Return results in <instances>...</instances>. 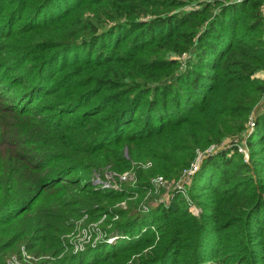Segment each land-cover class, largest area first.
<instances>
[{
  "label": "trees",
  "instance_id": "obj_1",
  "mask_svg": "<svg viewBox=\"0 0 264 264\" xmlns=\"http://www.w3.org/2000/svg\"><path fill=\"white\" fill-rule=\"evenodd\" d=\"M261 1L16 0L13 12L25 10L28 22L7 33L34 39L11 52L32 55L31 61L46 56L47 63L44 70L43 62L36 65L32 77L22 71L4 82L24 88L13 98L21 108L3 101L2 110L13 117L3 114L0 121L9 116L24 130L10 123L0 126V228L24 215L23 223L28 219L48 232L61 216L52 210L41 213L35 201L58 180L69 183L74 198L79 192L117 196L131 187L100 190L93 176L105 178V171L119 173L147 161L139 185L155 175L176 181L195 151L212 145L217 149L203 157L192 176L193 195L205 193L195 202L205 210L200 220L176 196L168 206L150 207L147 215L137 212L130 224L147 219L165 226L162 255L148 256L150 264H172L177 254L179 260L192 249V255L185 253V264H210L217 243L228 254L236 253L233 264H264V79L254 75L264 71ZM19 60L7 56L0 68L10 70ZM49 93L56 105L34 108L32 101ZM4 96L11 95L0 93V99ZM249 116L255 124L245 142L249 161L238 162L232 158L240 155L237 136ZM31 120L39 122L38 135L27 128ZM41 138H46V151L35 161L33 144ZM75 168L85 171L78 181L83 189L72 178H57ZM18 178L26 181L20 189ZM221 202L231 207L228 216ZM22 232L14 227L0 237V254L32 238ZM183 232L195 236L194 245L184 246L182 253L175 247L166 257ZM52 243L53 253L61 241Z\"/></svg>",
  "mask_w": 264,
  "mask_h": 264
},
{
  "label": "rangeland",
  "instance_id": "obj_2",
  "mask_svg": "<svg viewBox=\"0 0 264 264\" xmlns=\"http://www.w3.org/2000/svg\"><path fill=\"white\" fill-rule=\"evenodd\" d=\"M11 1L13 0H0V61L9 56L12 58V61H17L20 58V64H17L10 70L0 68L1 88L2 86H5V81L10 80L16 74H20L23 71L27 72L26 76L32 77V72L34 73L35 70H37V68H35L36 65L41 64L42 66L44 63V70L47 63L45 62L46 56L31 61L30 59L32 55L29 57L27 54H24L23 58H21V54L11 52L17 45H21L23 42H27L31 38L34 39V37L27 36V34L23 32L14 31L13 33H7L9 27L14 29L22 23L26 24L29 18H26L25 10H22L21 8L14 13L13 10L16 8V0L13 2ZM8 2H11V4H7ZM3 34L8 35H4L3 37ZM44 53L45 51H43L41 55H45ZM59 57L61 58L62 55ZM53 60L55 61L56 59ZM254 75L263 78L264 71L261 73L257 72ZM47 79L48 78H46V81L48 83ZM4 88L5 89L2 88L0 93L8 96L11 95L13 97L10 96V98L6 96L5 98L4 96L3 98L5 100L0 99V116L6 113L2 110L5 103L13 104L14 107L21 108V106L14 101L16 98H13L17 96L18 92L22 91L24 86H5ZM63 91H69V89L64 88ZM52 95L54 94L49 93L46 97L32 101V105L34 108H38L40 107L39 105L42 104L41 108L48 106V109H50L51 105H56L57 103ZM139 110L140 107L137 109V112ZM16 111L19 112L18 110ZM51 114H54V111H51ZM5 115L12 116L10 113ZM251 117L252 116L248 117L244 131L237 136L240 143L236 146L235 151L240 155L233 156L232 158L238 162L243 161L247 163L249 161L248 147L245 145V142L255 127V124L250 126L249 119ZM3 122L7 123V125L8 123L11 125L14 124L18 129L20 128L24 130V125L22 123L13 121L9 116H5L1 119V127L3 126ZM38 125L39 122L31 120L27 125V128L33 135H38ZM22 135L32 136L25 131H22ZM224 142L228 143V139H225ZM45 143L46 138H41L33 144L34 147L32 153L35 161L40 159L46 151L45 148H43L45 147ZM223 144L218 147H224ZM207 148L208 147L201 151L196 150L195 152L197 155L194 156L193 160L187 167L183 168V170L185 171L190 165H192L196 161L198 154L201 155ZM238 148L243 150L238 151ZM14 149L22 152L16 146ZM216 149L217 147L214 148V150ZM123 154L126 157L125 149ZM2 155L5 156V154ZM149 166L150 162L140 161L138 163H132V166L128 170L119 173L111 172V170L105 171L103 172L105 178H101L97 175L93 176V180H99L103 183L97 182L100 190H123L121 187L124 185L131 187L127 192H121L117 196H105L104 193L99 192L94 194H88L85 192L81 194L79 192L74 198V196L69 194V183L64 182L63 180H58L49 189L45 188L38 196L35 203L39 206L41 213H44L46 210H52L57 212L55 214L61 217L58 221H54L53 223L50 222L52 228L48 232L45 230H39L40 226H38V224H29L28 219L26 224L23 223L22 220L24 215H22L19 220L15 219L11 226L0 228V230L4 229L0 231L1 238H4L8 233H11L14 227H18V231H24L22 233L29 232L32 236V238L28 240L25 238L18 240L10 248L1 252L0 264H150L149 262L152 261L148 259V256L162 255V253H160L161 248L165 243V239H167L164 230L165 226L161 224V221L148 222L147 219L142 223L138 222L136 224H130V220L133 216L137 215V212H140V215H147L150 207L152 208L153 206H168V204L173 201V198L177 196L178 198L183 199L182 204L186 206L187 211H189L193 219L200 220V215L204 213L205 210H203L200 205L195 204V202L203 200L205 193H200L194 196L193 194H196V192H193L195 190L193 188L196 179L193 177H184L181 176V174L176 181L174 179H164L161 175H155L149 179L148 183L139 185V183L142 182L139 176L142 177ZM83 173H85V171L81 168H75L74 170L63 172L57 178H72L73 181L75 180L74 183H76L77 189H83L84 186L82 185V181L78 182L80 180L79 176L84 175ZM15 177L21 176L16 175ZM159 177L161 178V181L159 180L160 182L156 183V179ZM19 180L20 178L15 181L17 189L22 188V186L26 184V181ZM238 207H240V205ZM219 208L228 216L227 209H230L231 207H225L224 203L221 202ZM26 216L28 217V215ZM33 221L35 222V220ZM146 222L148 223L146 224ZM122 225L127 226H125V229H122L124 228ZM145 230H147L146 233H143ZM160 231H162L161 235H159ZM138 237H140V239L134 243ZM181 237V241L183 239L182 242L176 241L179 246L172 245V248L164 252L166 257H168L167 255H171L172 251L176 248L181 249L180 252L182 253L185 251L183 250L184 246L194 245L195 236H192L191 233L187 234L183 232ZM55 240H60L61 243L52 253L51 251L54 245L52 241ZM128 242H133V245H128ZM110 244L112 248H110ZM205 245H207V241H205ZM208 246L210 248L211 245ZM208 246H206V250H208ZM214 248L216 249V255H214L211 260L212 263L210 264H233L232 261L235 259L236 253L234 255L228 254L226 252L227 249L223 247V244L219 243H217V246L215 245ZM200 249L201 252L204 250L202 246ZM186 251L187 252L182 253L183 256H181L182 254L179 256V260L177 254L176 257H174L172 264H174L176 258L178 261L176 260L175 264H185L189 260L185 253L192 255L193 249L190 250V252L189 250ZM262 263L263 262L260 260L259 262H256V264Z\"/></svg>",
  "mask_w": 264,
  "mask_h": 264
},
{
  "label": "built area",
  "instance_id": "obj_3",
  "mask_svg": "<svg viewBox=\"0 0 264 264\" xmlns=\"http://www.w3.org/2000/svg\"><path fill=\"white\" fill-rule=\"evenodd\" d=\"M233 1H238V0H233ZM259 12H260V15L262 17L263 26H264V0H262V2H261L260 8H259ZM263 45H264V36H263ZM263 79H264V77H263ZM249 122H250V126H253L254 125V121H253V118L252 117L249 119ZM209 146H208V148L206 150L203 151V153L201 155L198 154L196 161L192 165H190L185 171L183 170L181 172V176H184V177H192L194 175V173L198 170L199 164H200L201 160L203 159V157L206 156V155H208V154H210V152L212 153L214 151V148L215 147L212 146V145H209ZM242 150L243 149L238 148V151H242ZM201 157H202V159H201ZM159 180L161 181V178L160 177L156 179V181H157L156 183H159L160 182ZM97 182L98 183H102L99 180L98 181L93 180V183H96L97 184Z\"/></svg>",
  "mask_w": 264,
  "mask_h": 264
}]
</instances>
